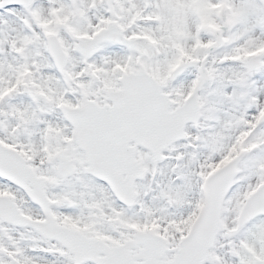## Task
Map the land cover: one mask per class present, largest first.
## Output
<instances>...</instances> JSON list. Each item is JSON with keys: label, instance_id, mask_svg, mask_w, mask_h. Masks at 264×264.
<instances>
[{"label": "snow or ice", "instance_id": "snow-or-ice-1", "mask_svg": "<svg viewBox=\"0 0 264 264\" xmlns=\"http://www.w3.org/2000/svg\"><path fill=\"white\" fill-rule=\"evenodd\" d=\"M0 264H264V0H0Z\"/></svg>", "mask_w": 264, "mask_h": 264}]
</instances>
